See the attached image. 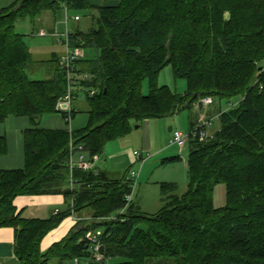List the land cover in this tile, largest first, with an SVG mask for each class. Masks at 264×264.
<instances>
[{"label": "trees", "instance_id": "1", "mask_svg": "<svg viewBox=\"0 0 264 264\" xmlns=\"http://www.w3.org/2000/svg\"><path fill=\"white\" fill-rule=\"evenodd\" d=\"M60 3L69 10L94 9L91 28L70 31V45L96 56L77 63L89 72L85 86L89 119L77 130L41 128L57 113L67 91L60 57L48 79H31L35 62L19 20L32 22ZM264 0H120L94 6L88 0H12L0 10V124L13 115L29 117L24 131L25 166L0 169V228L15 231L18 264H61L89 255V232L101 231L103 260L115 264H264ZM44 62V61H43ZM171 66L175 79L187 81L183 94L158 82ZM148 81V92L143 91ZM219 104L220 127L213 137L189 141L188 187L160 184L162 205L153 214L126 196L129 170L86 171L68 165L70 141L89 156L103 155L109 142L129 134L148 118L190 115L199 101ZM235 107L222 111L225 101ZM75 116V111L73 112ZM195 123L194 126L198 125ZM193 126V127H194ZM192 127V128H193ZM8 150L0 135V155ZM181 160L174 155L162 165ZM226 186L227 204L214 205L217 184ZM62 194L68 209L52 217H26L15 199L24 195ZM124 212H122V210ZM87 210L61 240L43 249L44 238L73 213ZM116 215V220L107 217Z\"/></svg>", "mask_w": 264, "mask_h": 264}, {"label": "rangeland", "instance_id": "2", "mask_svg": "<svg viewBox=\"0 0 264 264\" xmlns=\"http://www.w3.org/2000/svg\"><path fill=\"white\" fill-rule=\"evenodd\" d=\"M11 2L12 0H0V10L9 6ZM58 10H56L58 11L57 17H62L63 19H65L66 13L64 8H60ZM76 14H79V16L81 17V20L79 22H76L74 19H72ZM94 14L97 15V12L94 9L84 11L69 10L68 23L70 24V28H77L75 26V24H77L80 30L84 32L88 31L92 26V16ZM57 21H59V19ZM15 29L18 33L24 35V39L32 52L33 59L35 60V62L31 64L29 69H27L29 77L31 79L50 78L55 72L57 62L45 61L51 58V55L53 54L52 52H55V54H60L61 52L63 53L65 51V48L57 43L56 37H53L51 35L45 37L38 35V30L40 29L38 20L35 22H32L28 18L19 20L16 23ZM83 54L85 56V59L93 58L94 56H96L95 51L88 48L83 49ZM158 82L160 85H167L171 87L173 91L181 94L185 93L188 88L187 81L185 79L174 78L171 66H167L161 71ZM148 89V81L146 80L143 84V91L147 93ZM212 99L215 102L213 97ZM239 102L240 98L234 99L232 103L223 101L221 109L223 111L229 107H235L239 104ZM219 104L220 103L215 102V106L219 107ZM72 106L75 111V116L70 123L71 127L73 128V130L84 128L87 125L89 119V103L86 97L85 90H81L79 92L78 97L73 101ZM202 115H204L207 119L214 118V116L209 117L210 115L208 114L202 113ZM217 115H215V117H217ZM57 116L62 117V114L57 112L44 116L39 126H42L48 118ZM195 116V113L190 115L188 111H183L174 116L145 119L138 125V127H136L137 125L133 126L132 131L125 137L109 142L108 146L105 148L106 152L108 153L107 156H110L112 152L111 146L113 147L114 145L113 149L116 148V151H137L140 154H143L145 157H148V161L140 170V180L138 179V184L133 192V195L136 194L134 199L135 204L138 203V201H140L141 199L143 208L142 210H144L146 213L153 214L160 209L162 205L160 184L162 182L177 183V194H183L186 191L189 181L186 164L189 155V147L187 145L185 148H180L176 144L173 145L172 132L169 131V128L172 126L175 130L189 133L190 121L195 118ZM219 127V120L213 119L210 130L212 134H210V136L205 139L213 137ZM145 139L147 143H150V145L153 146L150 150L145 149L142 146V141ZM163 145L168 146V148L170 149V153L168 154L169 156L177 155L181 157V160L174 164L162 165L161 159L166 155H159L156 152ZM77 157L78 155H76V159ZM130 169L139 171V164H134L132 165V167L127 165L125 169L119 168L118 170L120 171V173H124ZM34 199L35 198L31 200L29 199L27 201L28 204L25 213L28 216H46L47 214H49L48 216L52 217L54 215V213L52 212L56 209H54L53 203H38L37 201L35 202ZM226 204V186L223 183L217 184L214 190V205L216 207H223ZM58 207H60V211H64L68 209L69 205L68 202L65 201L62 202ZM87 214H89L91 217V214L87 210H84L79 214V216H81L84 220L87 219ZM89 261L90 257L86 256L80 260V264H87ZM119 261V258H113L107 259L105 263L93 262V264H115ZM54 262L55 261L51 262L50 264H54Z\"/></svg>", "mask_w": 264, "mask_h": 264}, {"label": "crops", "instance_id": "3", "mask_svg": "<svg viewBox=\"0 0 264 264\" xmlns=\"http://www.w3.org/2000/svg\"><path fill=\"white\" fill-rule=\"evenodd\" d=\"M91 5L96 6H113L117 5L120 0H88ZM64 8L66 17L63 19L62 17H57L58 9ZM58 11H52L48 10L45 11L39 18L38 22L40 24L41 30H46L50 33H59L63 34L66 31H73V30H80L79 26L75 24L77 28H70V24L66 22L67 16L69 14V9L67 8L65 3H60V6L58 7ZM79 15V14H76ZM75 16V15H74ZM73 16V17H74ZM59 19V21H57ZM73 19V18H72ZM81 20V17H80ZM80 20L76 21L79 22ZM74 26V27H75ZM82 31V30H81ZM45 37V36H44ZM55 37V36H53ZM57 43L65 48V45L62 41H59L57 39ZM52 57H60L62 52L60 54H55V52H52ZM84 57V56H83ZM195 118H193L190 121L189 128L191 129L195 123L200 122L202 113L210 115L209 117L214 116V118L209 119H218L221 111L219 110L218 106H215V102H213L210 105H203L202 109L194 110ZM218 113V115H217ZM190 114V113H189ZM217 115V117H215ZM71 122H67L64 117H50L48 118L45 123L42 126H39L41 128H48V129H66L69 131H72L73 128L71 127ZM31 122L29 117L22 116H9L4 123L0 124V135H4L7 139L8 144V150L6 154L0 155V169H17V168H23L25 166V150H24V131L28 128H30ZM172 127V126H171ZM175 129L172 127V132ZM216 130V129H213ZM173 137V134H172ZM175 145V144H173ZM108 146V145H107ZM106 146V147H107ZM142 146L145 149L150 150L153 146L150 145V143H147L146 139L142 141ZM114 147V145H113ZM111 146V154L110 156H107V152L105 150V153L100 156L99 160L97 161V167L101 170H107L112 175H120L119 168H126L127 165L131 166L134 164H139V176L138 179L140 180V170L144 166V164L148 161V157H145L143 154H140L137 151L132 152L131 150H124V151H116V148L113 149ZM115 150V151H114ZM146 151V150H145ZM170 149L168 146H161L157 150V154L159 155H166L165 157H169ZM137 154H140L141 157H138ZM168 155V156H167ZM174 156V155H172ZM110 157V158H109ZM144 159V162L141 161V159ZM162 158V159H163ZM187 164V162H186ZM120 173V174H119ZM135 195H133L132 202L135 203ZM34 199V201L40 203H53L54 210L52 213H57L60 211V207H58L62 202H65L66 199L62 194H45V195H24L19 196L15 199V204L19 211L23 212V215L26 217H38V218H49V214L46 216H28L25 212L27 209V201L30 199ZM141 201V199H140ZM136 203V205L142 210V201ZM144 211V210H142ZM88 216V217H87ZM87 219L90 218V215H86ZM82 217L79 216L77 213L71 214L69 217L65 218L62 223L54 230H52L45 238L42 244L43 249H47L50 247L54 242H57L61 240L63 237H65L69 231L76 225L77 221L80 220ZM99 232L102 231V229L98 230ZM15 231L12 227H2L0 228V264H18V259L15 255L14 248H15ZM80 260L76 263L75 259H66L61 264H80ZM54 264H57L54 262Z\"/></svg>", "mask_w": 264, "mask_h": 264}, {"label": "built area", "instance_id": "4", "mask_svg": "<svg viewBox=\"0 0 264 264\" xmlns=\"http://www.w3.org/2000/svg\"><path fill=\"white\" fill-rule=\"evenodd\" d=\"M74 20H80L79 15H75L73 17ZM69 21V16H67L66 22ZM40 36H55L59 41H62L65 45V51L60 56V65L61 68L64 70L66 77H67V91L65 95L57 102L56 110L62 114L64 119L67 122H71L73 119V112L74 108L72 106L73 101L78 97V94L81 90H85L86 95H95L97 94L98 90L94 87H88L84 85V82L90 80L91 74L89 72H80L78 71L77 63L80 59L83 58V48L81 47H72L70 45V31H66L63 34L57 33H49L46 30L39 31ZM262 69H264V60L262 62ZM84 88V89H82ZM204 104L210 105L214 101L212 97H206L203 99ZM213 119H207L204 115L201 116L200 122L198 125L194 126L190 129L189 133H184L179 130L173 131L172 143L176 144L180 148H185L189 141L197 136L201 139H205L210 136L211 133V125ZM76 155H78L76 159ZM138 157H141L140 154H137ZM99 155L89 156L86 151L84 150L83 146L75 145L74 141H70V156L68 159V165L71 172V182L73 185V176L72 172L74 169L79 168L86 171H97V161L99 160ZM142 162L144 159L140 158ZM138 171L129 170L128 179L131 182V193L126 196V200L128 204L133 199V192L135 187L138 184ZM125 209L122 210L124 212ZM118 216L112 215L107 217L110 220H116ZM101 232H89L87 237L89 239V255L90 261L87 264H93V262L101 263L103 260V254L100 253V246L101 243ZM76 263L79 261L78 258H75Z\"/></svg>", "mask_w": 264, "mask_h": 264}, {"label": "water", "instance_id": "5", "mask_svg": "<svg viewBox=\"0 0 264 264\" xmlns=\"http://www.w3.org/2000/svg\"><path fill=\"white\" fill-rule=\"evenodd\" d=\"M203 105H204L203 100H200L199 101V108L202 109ZM136 127H138V125ZM169 130L172 131V127H170ZM104 251H105V247H104V245H101L100 246V253L104 254Z\"/></svg>", "mask_w": 264, "mask_h": 264}]
</instances>
